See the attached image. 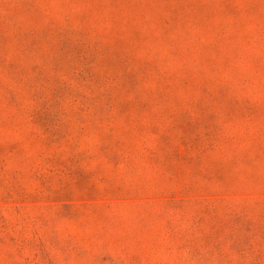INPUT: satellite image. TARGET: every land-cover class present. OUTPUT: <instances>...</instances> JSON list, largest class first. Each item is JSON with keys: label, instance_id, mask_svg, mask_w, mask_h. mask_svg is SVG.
Returning <instances> with one entry per match:
<instances>
[{"label": "rangeland", "instance_id": "374dc122", "mask_svg": "<svg viewBox=\"0 0 264 264\" xmlns=\"http://www.w3.org/2000/svg\"><path fill=\"white\" fill-rule=\"evenodd\" d=\"M0 264H264V0H0Z\"/></svg>", "mask_w": 264, "mask_h": 264}]
</instances>
